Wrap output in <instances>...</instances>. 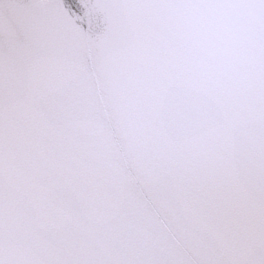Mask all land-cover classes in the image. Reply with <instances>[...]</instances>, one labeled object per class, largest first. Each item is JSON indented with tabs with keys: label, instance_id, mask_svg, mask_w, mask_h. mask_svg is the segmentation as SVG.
Instances as JSON below:
<instances>
[{
	"label": "snow or ice",
	"instance_id": "snow-or-ice-1",
	"mask_svg": "<svg viewBox=\"0 0 264 264\" xmlns=\"http://www.w3.org/2000/svg\"><path fill=\"white\" fill-rule=\"evenodd\" d=\"M0 264H264V0H0Z\"/></svg>",
	"mask_w": 264,
	"mask_h": 264
}]
</instances>
